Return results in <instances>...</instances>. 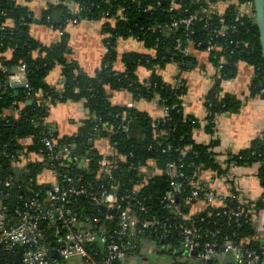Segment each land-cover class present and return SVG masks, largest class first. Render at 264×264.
<instances>
[{"label":"trees","instance_id":"trees-1","mask_svg":"<svg viewBox=\"0 0 264 264\" xmlns=\"http://www.w3.org/2000/svg\"><path fill=\"white\" fill-rule=\"evenodd\" d=\"M70 1V0H62ZM76 5L89 9L82 12L78 18L89 20L106 19L104 25L107 53L102 67L96 76L84 73L74 61H69L71 52L69 35L63 33L62 40L52 45H44L36 40L30 31L34 22L33 13L19 0H0V168L1 179L14 177L13 187L4 189L9 199L2 200L13 213L16 208L29 199L36 198L44 205H49L47 191L49 186L38 185L36 180L46 170L52 169L51 162L44 152L42 138L48 137L56 141L60 148L69 147L67 160L58 169L67 172L77 184H91L93 193L118 189V198L126 199L134 211L143 217L138 209L140 201L150 208V216H173V210L168 204V193L174 191L182 201L184 190L172 187L173 181L189 180L203 182L207 173L213 176L221 175L224 170L218 162L215 151L216 143H198L194 138V130L200 123L185 114L183 97L187 93L184 82L168 83L158 73L170 64L177 65L180 70H186L189 63L196 62L193 53L189 56L176 52V40L185 38L182 27L173 29V23L188 12L200 11L202 7L209 9L211 15L203 23L196 24L195 35L192 36L193 52L207 51V40L213 33V43L217 49L210 51V61L217 68L215 85L206 98L209 111L208 129L211 132L216 115L222 113H237L242 108V101L235 95L223 94L222 83L236 71L237 65L244 62L255 69L250 91L264 98V57L260 41V31L257 20L244 15L240 7L254 0H72ZM231 2L223 13L219 11L221 3ZM177 4V10L173 5ZM212 6H215L213 9ZM65 14V20L73 17L72 10L65 5L60 7ZM147 9V10H146ZM253 11L256 15L255 6ZM241 16L243 25L236 23ZM221 18L230 28L224 36L220 35ZM208 20V23H206ZM46 22V17L43 19ZM65 30V29H64ZM135 38L145 43L153 53H127L123 55L126 70L119 72L114 69L118 60L117 42L119 39ZM224 63L223 69L220 65ZM26 65L27 88L14 89L8 86L10 74L19 71ZM62 67L66 79L63 91L48 85L46 79L56 67ZM143 66L152 72L150 80L141 82L138 67ZM115 91L127 90L136 101L160 98V104L169 108L168 115L155 120L149 113L135 107L114 106L110 102L107 89ZM31 101V103H30ZM84 101L90 116L72 136L55 137L50 126L45 123L52 106L58 103ZM24 104V108H19ZM19 111V119L5 116L9 109ZM19 121L24 123L21 136L17 134ZM104 124L113 126L112 132L102 128ZM20 125V123H19ZM124 127L128 132H124ZM14 131V132H13ZM30 138L32 144H24L19 138ZM97 138H109L114 144L117 159L115 169L110 175L99 170V163L104 155L92 144ZM37 154L44 160L29 161L23 167L18 166L20 156ZM238 164L251 166L264 163V139H257L250 148L238 154H228ZM218 156V157H217ZM88 161L85 166L75 164ZM169 162L184 166L178 171L186 173L184 178L167 175ZM155 166V167H154ZM162 170V174H153V169ZM264 188V168L259 173ZM33 182L31 183V180ZM205 186V185H204ZM187 190L191 186L187 184ZM187 191V192H188ZM234 206L237 202H233ZM264 206V202H259ZM77 216L82 220L83 229L104 231L112 234L119 223V211L109 208L106 204L97 205L90 196H78L73 203ZM208 209L201 213L206 215ZM86 218L89 220L86 221ZM98 219L96 223L94 220ZM238 227H232V230ZM146 240H154L151 235ZM169 243V242H166ZM171 242L169 243V245ZM161 252L170 255L166 249Z\"/></svg>","mask_w":264,"mask_h":264},{"label":"built area","instance_id":"built-area-1","mask_svg":"<svg viewBox=\"0 0 264 264\" xmlns=\"http://www.w3.org/2000/svg\"><path fill=\"white\" fill-rule=\"evenodd\" d=\"M248 4L254 6V2ZM214 7L212 6L213 9ZM71 10L76 18L66 19L68 25L78 22L79 15L89 9L76 5ZM181 12L188 14L174 21L172 28L182 27L185 38L177 39L174 49L189 56L193 53L192 36L196 33L194 26L203 23L212 12L206 7L197 12L190 13L187 8ZM108 16L109 13L104 20L108 21ZM235 21L244 24L240 15ZM219 23L221 26L218 33L222 36L228 29L237 27L236 24H227L224 18ZM210 35L207 40L209 52L217 49L213 43V33L210 32ZM223 65L224 63L220 65V70ZM26 70V65H22L19 71L10 74L8 86L13 87L26 81ZM127 107L132 108L134 104L129 103ZM163 108L168 115L169 108ZM102 128L110 132L114 130L108 124H104ZM124 132H128L127 127H124ZM100 139L109 141L110 152L100 151L104 156L99 163V170L111 175L117 160L112 159L115 155L114 144L109 138ZM41 142L48 156L47 160L52 165V169L46 170L51 179L43 180L41 175L36 182L41 186H49V205L44 206L33 198L16 208L13 213H8L9 208L2 204V200L9 199V194L0 188V264H126L128 260L135 258L146 241L170 252L172 264H264V206L259 205L260 201L264 202V188L262 187L260 196L254 197L240 186L244 179L251 176H257L262 186L259 173L264 168V163L245 166L238 164L229 155L222 157V160L218 158L224 170L221 175L215 177L209 172L203 177V182L189 180L187 184L191 186L190 191L184 181L172 182V187L185 191L182 201L174 191L170 190L168 193V204L173 210V216H150V208L139 201L137 205L143 216L141 217L126 199L119 200L117 186L111 191L93 193L89 189L91 184L79 185L67 172L59 170L58 166H62L67 160L68 146L60 148L56 141L48 137H43ZM27 156L29 157L24 154L20 156V161L16 162L18 166L27 161ZM73 159L75 164H89L87 160V163H80L78 157ZM254 166L257 169L255 174L242 172L244 168ZM182 167L184 166L179 167L169 162L166 173L171 177L184 178L186 173L178 171ZM153 170V174H162L160 169ZM13 180V176L7 179H1L0 176V185L11 189ZM78 196H90L97 205L106 204L119 211V223L112 234L83 229L82 220L73 208ZM234 201L237 202L235 206ZM210 208L216 209L215 213L209 211L201 216V213ZM94 221L99 222L98 219ZM235 226L239 229L232 230ZM148 234L154 236L155 241L146 240ZM21 249L20 262L17 263Z\"/></svg>","mask_w":264,"mask_h":264},{"label":"crops","instance_id":"crops-1","mask_svg":"<svg viewBox=\"0 0 264 264\" xmlns=\"http://www.w3.org/2000/svg\"><path fill=\"white\" fill-rule=\"evenodd\" d=\"M20 5L30 9L34 16V22L30 27L32 36L44 45H52L62 40L63 33L69 35V46L71 52L68 55L69 61L76 62L80 69L94 77L102 67L103 59L107 53L105 44L104 25L106 20H89L80 19L78 22L67 24L65 14L60 7L66 6L71 9L76 6L70 1L60 0H19ZM231 2L221 3L218 7L221 13L225 12L231 5ZM215 8V7H214ZM244 15L257 20L253 11V6L246 3L240 7ZM61 12L62 17L54 20V13ZM46 17V22L43 19ZM50 17V20H47ZM65 29V30H64ZM118 60L114 64V69L119 72L126 70V64L123 62V55L127 53H153L154 51L147 48L145 43L135 38L119 39L117 42ZM196 62L189 63L186 70H180L175 64L168 65L164 70L158 71L164 79L171 84L178 81L184 82L187 89L184 95V112L187 116L196 119L200 125L194 130V138L198 143L211 144L216 143L215 151L222 157L228 154H238L239 152L251 147L257 139H264V98L254 95L250 91V86L254 78L255 69L244 62L237 65L236 71L231 77L222 83L223 94L235 95L242 101V108L237 113H222L216 115L214 126L210 132L208 127L209 111L206 106V98L215 85L217 68L210 61V53L205 50H196L193 52ZM137 75L141 82H147L152 76V72L147 68L140 66L137 69ZM26 80V79H25ZM48 85L63 91L66 79L63 76L62 67H56L46 79ZM24 82H27L24 81ZM107 95L114 106H128L133 103L134 107L140 111H145L155 119H162L167 112L160 104V98L153 100L136 101L131 92L115 91L107 89ZM31 103V101H30ZM24 104L20 106L21 111ZM5 116L19 119V111L12 108L5 111ZM90 116L89 109L84 101L58 103L51 107L48 118L45 123L50 126L51 132L55 137L72 136L76 134L82 125ZM19 123H22L19 121ZM17 126L22 128L21 125ZM18 134V133H17ZM21 136V135H20ZM21 143L31 144L32 139L19 138ZM94 145L102 152H110V144L106 139L97 138ZM43 161L41 156L32 154L27 161ZM85 162V161H84ZM87 163V162H85ZM82 167V164H81ZM256 166L253 168H244V174H255ZM43 180H50V174L45 171L42 174ZM210 182H208V185ZM241 189L250 193L254 197L262 194L263 189L257 176H251L244 179L240 184Z\"/></svg>","mask_w":264,"mask_h":264},{"label":"rangeland","instance_id":"rangeland-1","mask_svg":"<svg viewBox=\"0 0 264 264\" xmlns=\"http://www.w3.org/2000/svg\"><path fill=\"white\" fill-rule=\"evenodd\" d=\"M173 8H177V4L174 3ZM172 260L171 256L161 252L160 247L146 241L135 258L128 260L126 264H172Z\"/></svg>","mask_w":264,"mask_h":264},{"label":"water","instance_id":"water-1","mask_svg":"<svg viewBox=\"0 0 264 264\" xmlns=\"http://www.w3.org/2000/svg\"><path fill=\"white\" fill-rule=\"evenodd\" d=\"M254 6H255V10H256L257 24H258L259 31H260V41H261V46H262V53H263V57H264V0H254ZM59 17H60V21H61V17H62V13L61 12L54 13V17L53 18H54L55 22L59 23V20L57 19ZM27 87H28V83L27 82L18 83V84H15L13 86L14 89H21V88H27ZM20 125L23 126L24 123H20ZM17 133H18V135H21L22 128H19L17 130ZM22 250L23 249H21V251H20V253L18 255L17 263L20 262L19 259H20ZM198 264H200V263H198Z\"/></svg>","mask_w":264,"mask_h":264}]
</instances>
